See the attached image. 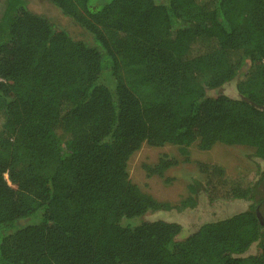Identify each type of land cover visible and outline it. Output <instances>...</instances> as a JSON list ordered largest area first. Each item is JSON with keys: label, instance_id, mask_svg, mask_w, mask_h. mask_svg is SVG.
<instances>
[{"label": "trees", "instance_id": "1", "mask_svg": "<svg viewBox=\"0 0 264 264\" xmlns=\"http://www.w3.org/2000/svg\"><path fill=\"white\" fill-rule=\"evenodd\" d=\"M47 1L78 34L26 0L0 12V264H264L261 181L197 163L211 198L250 205L181 237L142 218L195 199L161 202L128 173L143 144L264 161V0ZM247 62L250 86L220 92Z\"/></svg>", "mask_w": 264, "mask_h": 264}, {"label": "rangeland", "instance_id": "2", "mask_svg": "<svg viewBox=\"0 0 264 264\" xmlns=\"http://www.w3.org/2000/svg\"><path fill=\"white\" fill-rule=\"evenodd\" d=\"M0 0V12L3 8ZM28 6L47 15L54 23L66 28L72 34H78L76 26L68 23L47 0H26ZM250 86L249 63L247 62L230 82L219 91L225 95L237 98L239 87ZM214 95L216 90H208ZM163 155L176 158V163L162 171L154 168ZM197 163H209L223 168L228 179H243L261 181L260 193L264 197V161L254 155L252 148L241 145L215 144L209 150H200L195 144L188 147L187 160L176 146L166 144L160 147L143 144L130 158L128 163L129 178L143 191L155 199L172 206L178 205L187 197L195 199L193 207L184 209L160 210L145 215L147 221L165 220L180 224V236L195 231L205 222L224 218L233 213L246 209L250 202L242 199L211 198L205 190L206 176L197 166ZM193 186L195 192L189 190ZM264 210V209H263ZM256 246L252 245L247 253H255Z\"/></svg>", "mask_w": 264, "mask_h": 264}]
</instances>
